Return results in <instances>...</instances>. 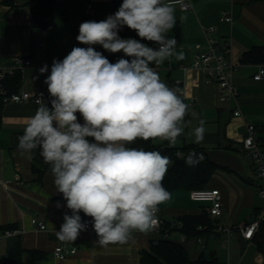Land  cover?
<instances>
[{
    "label": "crops",
    "instance_id": "obj_1",
    "mask_svg": "<svg viewBox=\"0 0 264 264\" xmlns=\"http://www.w3.org/2000/svg\"><path fill=\"white\" fill-rule=\"evenodd\" d=\"M89 2L93 4L95 17L101 14V7L108 10L112 2L123 0H55L45 28L32 26L28 0H16L12 7L0 0V67L12 66L18 55L32 60V64L21 71L18 90H29L35 97L43 93V98L49 99L44 80L50 73L53 60H62L73 47H85L74 39V35L77 25L86 16L85 8ZM171 5L176 9L177 24L168 36L177 38L176 51H182L185 59L173 57L171 62L158 66V73L167 85L174 82L179 90L183 89L179 95L189 105L185 133L175 146L195 143L191 132L201 120L205 122L204 139L199 145L220 166L207 187L219 188L223 202L222 214L218 217L209 215L208 224L234 228L241 222L253 220L264 208V197L259 194L260 180L253 170L251 158L241 148L246 120L264 125V75L260 80L254 79L264 62L243 60L246 52L264 46V1L192 0L193 7L189 10ZM226 16L231 20L225 19ZM210 25L216 27L211 35L229 45L237 63L233 72L237 100L221 101L220 85L207 80L204 70L192 66L195 54L206 48L204 28ZM94 47L110 62L115 54L123 56V53H109L99 45ZM45 64L49 72L40 74L38 70ZM35 97L6 103L1 113L0 227L15 225L25 231L17 236H0V257L20 256L22 264H139L142 252L149 250L151 241L158 237L156 233L137 232L125 244L108 246L97 245L96 233L89 229L82 231L74 242L58 239L56 233L64 223V213L70 215L71 212L66 207L57 208L58 201L61 205H66V201L56 192L51 172L39 177L32 169L33 159L21 156L17 148L18 136L23 134L28 117L38 107ZM236 108L241 110V116L234 115ZM190 192L175 190L170 193V199L159 206L165 222H177L183 215H197L206 210L204 203L191 199ZM80 215L82 219L86 217L82 212ZM32 217L44 220L48 228L36 229L31 224ZM200 231L199 235L186 236L185 240L182 239L184 231L177 226L168 233L170 238L186 247L193 259L204 255L211 237H216L215 240L225 246L228 253L242 249L246 256H251V264H264V252L259 249L256 239H245L239 230H233L231 235ZM58 244L76 246L78 251L59 259L53 254Z\"/></svg>",
    "mask_w": 264,
    "mask_h": 264
},
{
    "label": "clouds",
    "instance_id": "obj_2",
    "mask_svg": "<svg viewBox=\"0 0 264 264\" xmlns=\"http://www.w3.org/2000/svg\"><path fill=\"white\" fill-rule=\"evenodd\" d=\"M175 13L166 0H123L104 20L80 24L76 40L85 47L53 60L44 80L49 99L40 94L17 148L28 159L38 149L50 166L56 192L66 201L56 206L71 212L64 213L56 233L61 241L74 242L87 230L82 212L92 218L97 245L125 244L134 233H150L159 206L170 199L163 180L171 158L130 145L151 140L174 146L185 133L189 105L153 67L185 59L168 36L177 24ZM124 27L140 39L121 38ZM96 45L123 56L110 62ZM204 123L191 132L197 144ZM203 159L189 153L185 163L194 167Z\"/></svg>",
    "mask_w": 264,
    "mask_h": 264
},
{
    "label": "built area",
    "instance_id": "obj_3",
    "mask_svg": "<svg viewBox=\"0 0 264 264\" xmlns=\"http://www.w3.org/2000/svg\"><path fill=\"white\" fill-rule=\"evenodd\" d=\"M169 4L177 5L182 10H189L193 7L192 0H169ZM86 15H94L93 4L89 2L86 5ZM227 20H231L230 16L224 17ZM216 31L214 25H210L204 28V35L206 37V48L197 52L192 61V66L204 70L206 78L209 81H215L220 85L221 94L220 100L226 101L229 99L237 100L238 90L233 82V72L237 68V63L233 60L231 50L228 44H223L216 37L211 35ZM126 38V37H123ZM175 38V37H174ZM177 40V38H175ZM122 55L115 54L113 56V63H115ZM14 63L8 68L0 67V95L3 97L4 103L21 102L35 97L34 94L26 89L16 92H8L4 86L3 80L7 76L14 74L16 71H22L24 68L32 64V60L22 55L15 56ZM157 72H159L158 66H153ZM264 75V65H262L259 71L254 75V79L260 80ZM179 92L182 94L183 89ZM36 101L40 100V97H35ZM235 116H241L242 112L239 108L234 109ZM241 148L246 152L252 161V167L256 176L260 180L259 194L264 197V125H258L251 121L246 120V134L242 140ZM178 155H182L181 151ZM191 199L196 202L204 203L209 215L218 217L223 212L222 195L219 188H200L194 189L190 192ZM83 222L87 223V229L93 230L92 218L84 217ZM165 221L157 213V221L154 229L151 232L156 233L158 236L169 237L168 230H163ZM31 224L38 230H45L48 228L46 222L37 217L31 218ZM183 225L181 220L171 223V228L179 227ZM264 226V208L261 209L259 214L249 222H241L234 228L226 227L220 224H203L199 225V230H212L218 234L224 232L231 235L233 230H239L245 239H253L256 233ZM25 230L22 227H0V236L12 237L21 235ZM182 239H186V234L183 233ZM202 241V238L199 237ZM78 251L76 246H66L64 244H58L55 246L53 254L59 259H64L69 255L75 254Z\"/></svg>",
    "mask_w": 264,
    "mask_h": 264
},
{
    "label": "trees",
    "instance_id": "obj_4",
    "mask_svg": "<svg viewBox=\"0 0 264 264\" xmlns=\"http://www.w3.org/2000/svg\"><path fill=\"white\" fill-rule=\"evenodd\" d=\"M264 1V0H262ZM16 0H3L4 4L14 6ZM55 0H28L30 5L31 24L33 27H47L48 17L52 13ZM85 21H101L94 18V15H86L82 22ZM81 22V23H82ZM80 23V24H81ZM79 25H77L74 39L79 34ZM120 37H133L140 39L134 30H130L124 27L119 32ZM145 42V41H141ZM84 46V45H83ZM150 46L157 47V45L151 44ZM244 61H256L264 62V46L256 47L249 52H246L243 56ZM21 71H16L14 74L7 76L3 82L5 83L8 92L19 91L21 84ZM169 87L178 91L179 87L176 83L170 82ZM4 101L2 95H0V122L1 113L4 107ZM131 147L143 148L147 151H159L162 155H166L171 158L172 165L168 169L167 174L163 180V186L169 193L175 190H189L206 188L214 172L220 167L206 154L204 148L197 143H188L181 147L172 146L168 142H156V141H140L137 140ZM181 151L182 155H178ZM189 153L202 154L204 159L202 162L194 167H189L185 163V158ZM32 169L40 177L45 172H50V166L43 162V159L39 155V150H35L32 155ZM183 225L181 229L184 231L187 237L197 236L201 233L198 229L199 225H203L210 222L209 213L204 210L203 213L197 215H183L180 217ZM8 228L16 227L15 225L7 226ZM171 222H165L163 230L171 231ZM253 239H256L258 247L264 252V226L256 233ZM0 264H22L20 256L0 257ZM139 264H227L224 260L220 259L216 255L206 257L204 255L197 259L190 257L186 247L179 241L170 237L158 236L154 238L150 243V249L144 250L141 255Z\"/></svg>",
    "mask_w": 264,
    "mask_h": 264
},
{
    "label": "rangeland",
    "instance_id": "obj_5",
    "mask_svg": "<svg viewBox=\"0 0 264 264\" xmlns=\"http://www.w3.org/2000/svg\"><path fill=\"white\" fill-rule=\"evenodd\" d=\"M122 2H112L108 7V10H104L102 7L100 8V13L95 16L96 18L105 19L107 16L114 14L120 7ZM94 17V18H95ZM186 130V128H185ZM216 237H211V240L207 246V248L203 251L206 257H211L212 255H216L220 259L224 260L227 264H251V256L245 255L243 250L240 249L236 252L228 253L227 248L223 247L218 240H215ZM222 242V241H221ZM206 244V239L204 241ZM242 250V251H241ZM243 254H242V253ZM231 255V257H230ZM253 264V263H252Z\"/></svg>",
    "mask_w": 264,
    "mask_h": 264
}]
</instances>
